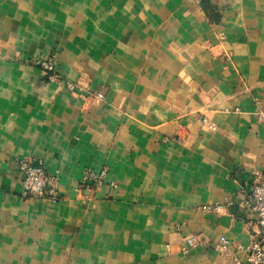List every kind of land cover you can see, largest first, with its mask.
I'll return each mask as SVG.
<instances>
[{
    "label": "crops",
    "instance_id": "1",
    "mask_svg": "<svg viewBox=\"0 0 264 264\" xmlns=\"http://www.w3.org/2000/svg\"><path fill=\"white\" fill-rule=\"evenodd\" d=\"M206 4L0 0V264L243 255L259 232L243 201L264 171V0ZM50 56L104 99L46 83L32 61ZM21 157L58 174L56 200L22 197Z\"/></svg>",
    "mask_w": 264,
    "mask_h": 264
},
{
    "label": "built area",
    "instance_id": "2",
    "mask_svg": "<svg viewBox=\"0 0 264 264\" xmlns=\"http://www.w3.org/2000/svg\"><path fill=\"white\" fill-rule=\"evenodd\" d=\"M48 68L52 69V66ZM63 85L68 91L83 94L86 98L103 100L105 96L102 92L95 93L91 88H85L73 81H65ZM258 114L264 120V109H260ZM201 122L203 125L213 127L206 117H203ZM16 163L18 169L23 174L21 191L23 198L50 200L58 198L59 176L57 173L49 172L42 159L37 160L35 163L27 157H21L16 159ZM106 176V169H102L99 172L88 169L83 175V181H92L101 185L104 183ZM245 184L247 188L243 205L256 216L259 232L247 246L241 247L243 255L238 256L234 254L232 255V259L234 264H264V171H253L251 178ZM232 204L233 201L231 199H226L224 203L207 205L202 208L206 211L222 213ZM198 241L197 235H193L188 239L189 244H196ZM221 243L223 247H227L229 240L225 236H222Z\"/></svg>",
    "mask_w": 264,
    "mask_h": 264
},
{
    "label": "rangeland",
    "instance_id": "3",
    "mask_svg": "<svg viewBox=\"0 0 264 264\" xmlns=\"http://www.w3.org/2000/svg\"><path fill=\"white\" fill-rule=\"evenodd\" d=\"M193 1L197 5H200L202 9L203 8L208 9L206 0H193ZM209 18L212 22H214L219 19V14L216 12H213L212 14L209 15ZM216 37H217V41L225 40V34L221 31L216 32ZM32 64L38 67L39 70H41L42 77L46 83L55 84L57 86L64 87L63 84L65 81H68V80L72 81L63 75V73L60 71L53 56H50L47 58H37L32 61ZM49 66H52V69L48 68ZM76 83H79V82H76Z\"/></svg>",
    "mask_w": 264,
    "mask_h": 264
}]
</instances>
